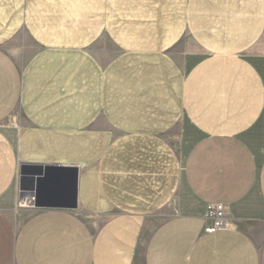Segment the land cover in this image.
Wrapping results in <instances>:
<instances>
[{
	"label": "crops",
	"instance_id": "0c3cea01",
	"mask_svg": "<svg viewBox=\"0 0 264 264\" xmlns=\"http://www.w3.org/2000/svg\"><path fill=\"white\" fill-rule=\"evenodd\" d=\"M0 264H264V0H0Z\"/></svg>",
	"mask_w": 264,
	"mask_h": 264
},
{
	"label": "built area",
	"instance_id": "2783aa9c",
	"mask_svg": "<svg viewBox=\"0 0 264 264\" xmlns=\"http://www.w3.org/2000/svg\"><path fill=\"white\" fill-rule=\"evenodd\" d=\"M205 220L208 222L204 228L206 234H215L220 230L229 228L231 225L226 207L222 204L210 205Z\"/></svg>",
	"mask_w": 264,
	"mask_h": 264
},
{
	"label": "water",
	"instance_id": "95a60500",
	"mask_svg": "<svg viewBox=\"0 0 264 264\" xmlns=\"http://www.w3.org/2000/svg\"><path fill=\"white\" fill-rule=\"evenodd\" d=\"M24 172L27 174H37V176H30L27 175L25 177L22 178V182H21V191L25 192H32L35 191L36 187H39L40 183H42L45 180V168L44 167H35V168H29L26 167L24 169ZM71 172H73V178H72V184H73V191H74V196L76 194V188H77V171L76 170H71ZM44 176V177H43ZM27 194L23 195L22 199H27ZM76 202L74 199V203H73V208H76Z\"/></svg>",
	"mask_w": 264,
	"mask_h": 264
},
{
	"label": "rangeland",
	"instance_id": "374dc122",
	"mask_svg": "<svg viewBox=\"0 0 264 264\" xmlns=\"http://www.w3.org/2000/svg\"><path fill=\"white\" fill-rule=\"evenodd\" d=\"M101 43H100V49L98 52H104L105 54H109L112 56L114 54V51H113V49H112L113 47L110 45V43L107 41H104Z\"/></svg>",
	"mask_w": 264,
	"mask_h": 264
}]
</instances>
